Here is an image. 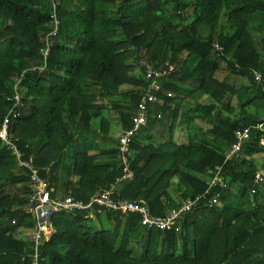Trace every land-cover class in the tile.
Here are the masks:
<instances>
[{"label":"trees","instance_id":"obj_1","mask_svg":"<svg viewBox=\"0 0 264 264\" xmlns=\"http://www.w3.org/2000/svg\"><path fill=\"white\" fill-rule=\"evenodd\" d=\"M153 81L156 100L131 145L134 180L119 182L122 132L109 130L132 128ZM263 86L264 0H0V128L14 112L10 136L54 196L88 203L113 188L114 199L145 201L158 218L201 197L178 232L139 227L136 214L56 213L41 263L264 264ZM245 128L248 140L226 161ZM97 133L114 145L95 148L86 138ZM216 167L224 185L210 188ZM32 176L0 139V264H33Z\"/></svg>","mask_w":264,"mask_h":264},{"label":"built area","instance_id":"obj_2","mask_svg":"<svg viewBox=\"0 0 264 264\" xmlns=\"http://www.w3.org/2000/svg\"><path fill=\"white\" fill-rule=\"evenodd\" d=\"M214 49L221 56L224 52V47L218 43H214ZM174 70L173 66L168 68V71L156 72L154 74L155 79L166 76L168 73ZM152 72H148L147 79H150ZM258 80L261 76L257 74ZM158 83L153 81L148 89H145L144 97L139 104L136 115L133 116V126L129 130H124L119 135V161L122 171V176L118 181L134 180L135 174L131 169V145L136 133L147 125L148 112L146 110L147 103L156 100L151 91L154 89L156 92L159 90ZM264 88V86H263ZM14 107H21L22 101L19 95H16L13 99ZM14 112H10L5 118L2 127L0 128V139L1 141L9 146L10 150L16 156L18 164L21 167H27L33 173L32 176V195L27 207V211L33 216L35 222V228L29 235V238L35 244L36 252L33 255V264H42V256L40 255L39 247L48 242L53 235V227L51 218L54 214L61 211L65 212H86L87 218L94 219L96 212L103 210H109L117 212L121 215L136 214L140 217V227H145L149 230H160V231H179L181 229V221L184 216L193 210L196 202L201 197L195 199H188L177 205L166 217L158 218L153 216L150 211L148 204L145 201H131L124 199H114V191L111 189L99 190L88 203L74 200L72 197L61 198L60 196H54V189L50 185L48 179L42 178L36 168L31 162L23 161V153L15 146V141L10 136L9 126ZM236 142L232 147L225 152L226 161L231 160L235 155L240 153L243 144L249 138V129L245 128L243 131L235 133ZM261 146H264V139L260 142ZM264 155V154H263ZM216 171H210L213 175L211 180L208 182L210 188L219 184L224 185V178L220 174V167L215 168ZM264 177V161L261 169L257 172L255 182L259 183ZM212 204L217 203V197L212 198Z\"/></svg>","mask_w":264,"mask_h":264},{"label":"rangeland","instance_id":"obj_3","mask_svg":"<svg viewBox=\"0 0 264 264\" xmlns=\"http://www.w3.org/2000/svg\"><path fill=\"white\" fill-rule=\"evenodd\" d=\"M251 33L255 37H258V38L262 36V34L258 33V31H256V30H251ZM220 77L222 78V75ZM240 81H242V80H240ZM129 90H132V87L125 86V87L122 88V92H127ZM94 119H95V122L94 123L96 125L97 131L100 132V117L94 118ZM120 132H121V128L116 125L115 127H111V130H109V136H114L116 138L120 134ZM101 134L102 133H97L98 136H96L94 134H87L88 135V139L86 138V140L89 141L95 148H100L101 146H104L106 148L112 147L114 145V143L112 141H110V140L104 141L103 139H101L100 138V135ZM178 135L179 134L177 133L176 134V137H177L176 140L178 142H181L182 140H180L178 138ZM263 159H264V155L263 154L257 156L256 162H257V165L259 167L262 165ZM10 192L11 193H15L16 192V188H14L13 190H11ZM97 224H98V221L97 220H93L92 221V227H97L96 226ZM99 224H100L101 227H104L105 229H109L111 227V224L108 222V220L106 219L105 216H102L99 219Z\"/></svg>","mask_w":264,"mask_h":264},{"label":"clouds","instance_id":"obj_4","mask_svg":"<svg viewBox=\"0 0 264 264\" xmlns=\"http://www.w3.org/2000/svg\"><path fill=\"white\" fill-rule=\"evenodd\" d=\"M263 161H264V159H263ZM262 164H263V163H262ZM261 167H262V165H261ZM52 188L54 189V193H55V191H56L55 188H54V187H52ZM95 194H96V193H95Z\"/></svg>","mask_w":264,"mask_h":264},{"label":"crops","instance_id":"obj_5","mask_svg":"<svg viewBox=\"0 0 264 264\" xmlns=\"http://www.w3.org/2000/svg\"><path fill=\"white\" fill-rule=\"evenodd\" d=\"M122 132V131H121ZM118 137V136H117ZM95 219V218H94ZM98 220V219H97ZM139 227H140V225H139Z\"/></svg>","mask_w":264,"mask_h":264}]
</instances>
